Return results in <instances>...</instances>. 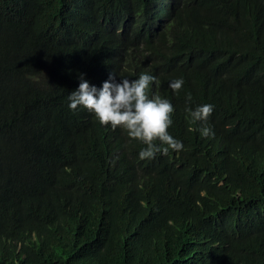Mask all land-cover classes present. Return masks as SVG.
I'll return each instance as SVG.
<instances>
[{
    "label": "trees",
    "instance_id": "1",
    "mask_svg": "<svg viewBox=\"0 0 264 264\" xmlns=\"http://www.w3.org/2000/svg\"><path fill=\"white\" fill-rule=\"evenodd\" d=\"M113 72L182 151L68 108ZM0 264H264V0H0Z\"/></svg>",
    "mask_w": 264,
    "mask_h": 264
},
{
    "label": "clouds",
    "instance_id": "2",
    "mask_svg": "<svg viewBox=\"0 0 264 264\" xmlns=\"http://www.w3.org/2000/svg\"><path fill=\"white\" fill-rule=\"evenodd\" d=\"M157 77L142 73L138 79L118 78L113 72L98 88L80 77L78 88L68 95V108L72 112L87 110L102 126H110L125 131L130 139L145 145L138 153L140 160L154 159L157 154L167 155L169 150L180 152L184 149L182 141L174 138L168 131L173 125L175 109L170 100L160 96L150 97L151 85L158 84ZM182 78L174 79L169 87L178 92L182 89ZM192 100L186 97V103ZM215 107L213 104H200L185 111L193 123L202 122L198 129L202 138L214 136L208 121ZM159 142V143H157Z\"/></svg>",
    "mask_w": 264,
    "mask_h": 264
}]
</instances>
